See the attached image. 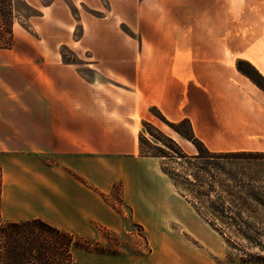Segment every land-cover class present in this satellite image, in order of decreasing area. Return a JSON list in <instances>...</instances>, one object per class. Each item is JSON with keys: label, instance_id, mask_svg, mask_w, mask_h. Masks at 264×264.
<instances>
[{"label": "rangeland", "instance_id": "1", "mask_svg": "<svg viewBox=\"0 0 264 264\" xmlns=\"http://www.w3.org/2000/svg\"><path fill=\"white\" fill-rule=\"evenodd\" d=\"M226 1L227 31L198 47L212 78L182 98L196 104L193 127L135 112L134 63L123 61L142 54L140 0H16L12 45L0 49V223L37 218L73 234V264H264V118L252 112L264 103L235 75L264 93L250 63L264 68V0ZM44 56L70 65L69 86L83 90L68 100L83 124L70 123L55 152L29 126L45 111H28V82L57 75ZM227 118L243 135L226 140ZM181 121L200 144L170 127ZM19 158L42 168L75 158L82 170H14Z\"/></svg>", "mask_w": 264, "mask_h": 264}, {"label": "crops", "instance_id": "2", "mask_svg": "<svg viewBox=\"0 0 264 264\" xmlns=\"http://www.w3.org/2000/svg\"><path fill=\"white\" fill-rule=\"evenodd\" d=\"M225 8H227L226 0H140L136 11L142 54L135 56L134 59L123 61L131 65L134 63L131 67L133 90L131 95L137 97L135 112L137 104L139 105L138 109L143 112H148L149 108L155 107L170 120L179 121L188 118L194 127L195 121L199 120L196 104L193 100L188 99V105L184 106L182 98L190 93L191 85L197 86L198 79L211 80L212 78L213 69L209 67L212 56L211 58L210 55L206 57V54H200L199 50L207 45V41L211 40L213 30L220 28V31H227V13L226 20L223 19ZM218 13L221 16L216 19V27L213 28V16ZM259 41L261 43L260 39ZM151 47H153L152 50ZM198 47H200L199 50ZM243 51L241 55H243ZM43 58L46 62H53V65H50L51 75H57L51 77L47 86L46 84L40 86L41 79L34 78L28 82V90L34 98V103H29L28 111L33 115L35 112L45 111L41 120L35 118L29 126L33 132L31 136L35 139L39 138L38 141H43L46 150L55 152V144L65 141L66 134L64 132L70 123L73 122V125L83 124V122L80 124L77 119L70 120L68 102L70 96H72V101H77L78 95L83 90L79 87L69 86L70 81L75 79L70 75V65L62 64L60 57L59 60L56 56H44ZM260 59L258 63L264 65V45ZM19 62L29 63L31 61ZM250 63L264 78V68L259 66L258 69L253 62ZM28 67L34 69L33 66ZM235 75L240 85L252 93L257 100L264 103L263 92L250 83L246 77ZM41 83L43 84V82ZM206 89L207 87L204 90ZM245 97L249 96L245 95ZM37 98L40 102L37 101ZM253 106L252 112L254 113L256 110L264 118V111L261 110L264 108L256 104L255 100ZM259 109L260 111H258ZM145 118L150 120L151 117L146 113ZM237 118L241 117L237 116ZM228 120V118L225 120V125L229 129L226 140L229 139L232 132L236 135H243L241 132H236V129L230 128L232 126L229 125ZM38 127L43 128L42 132H37ZM43 132H45L44 135ZM25 142H31V140L22 141V143ZM226 143L228 142L226 141ZM39 150L43 151L45 147ZM23 160L22 158L18 159V168H14V170H64V167L69 170H82L75 158L63 162L64 166L57 168H42L37 163L24 164Z\"/></svg>", "mask_w": 264, "mask_h": 264}, {"label": "trees", "instance_id": "3", "mask_svg": "<svg viewBox=\"0 0 264 264\" xmlns=\"http://www.w3.org/2000/svg\"><path fill=\"white\" fill-rule=\"evenodd\" d=\"M15 2L0 0V49L12 45ZM184 123L188 121L170 127L190 142L200 144L191 128L189 137L180 132L179 126ZM74 239L73 234L40 219L0 223V264H73L72 251L80 249Z\"/></svg>", "mask_w": 264, "mask_h": 264}]
</instances>
